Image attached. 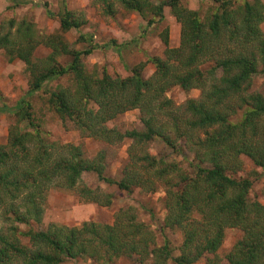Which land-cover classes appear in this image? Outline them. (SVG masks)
Here are the masks:
<instances>
[{
    "label": "trees",
    "instance_id": "trees-1",
    "mask_svg": "<svg viewBox=\"0 0 264 264\" xmlns=\"http://www.w3.org/2000/svg\"><path fill=\"white\" fill-rule=\"evenodd\" d=\"M186 1L93 0L105 17L114 18L124 10L139 14L148 26L163 21L165 8L170 7L181 24L178 48L170 47L166 36L165 57L135 65L124 78L90 70L87 59L96 49L91 38H79L87 44L83 50L67 42L68 33L88 24L86 16L68 9V0H62L57 32L44 37L35 23L23 20L0 35V50L10 62L21 61L28 76L26 96L15 108L6 104L0 108V112L14 111L16 118L7 144L0 145V219L9 222L7 229L0 228V264H64L73 259L110 263L135 254L143 264L148 247L142 248L136 236L143 235L145 225L138 222L132 207L120 210L113 225L87 222L80 227L51 224L44 228L43 206L53 187L78 190L87 203L111 206L112 194L83 181L88 174H96L99 184L124 192H156L159 182L165 185L166 225L181 231L184 243L175 258L168 241L153 248L161 259L157 264L171 260L196 264L206 255H215L207 258V264H220L216 254L226 228L245 234L228 254V264H264V209L248 198L252 182L236 178L240 167L235 168L246 157L264 169V96L249 94L259 67L264 66L260 29L264 5L261 0H212L216 9L202 17ZM9 2L11 8L26 3ZM44 7L54 18L48 4ZM40 47L50 52L37 56ZM148 63L155 67L150 78L144 75ZM63 81L71 85L59 86ZM55 82H59L56 87ZM175 87L199 90L201 97L177 107L167 96ZM36 96L46 101L65 127L82 137L108 145L128 141V162L121 178L105 175V151L88 161L82 146L52 141L37 123L32 102ZM133 110L143 113L142 130L124 132L109 126ZM155 142L171 154L157 157L141 152ZM186 147L194 158L183 168L172 156L187 158ZM16 232L29 238L33 249L22 246Z\"/></svg>",
    "mask_w": 264,
    "mask_h": 264
},
{
    "label": "rangeland",
    "instance_id": "rangeland-1",
    "mask_svg": "<svg viewBox=\"0 0 264 264\" xmlns=\"http://www.w3.org/2000/svg\"><path fill=\"white\" fill-rule=\"evenodd\" d=\"M19 1L26 3L20 7L11 8L14 5L9 0H0V35L14 30L18 23L23 22V20L35 23L36 29L44 37L58 31L60 27L58 14L62 9V0ZM233 1L240 3L238 0ZM261 1L264 5V0ZM45 4H48V9L55 14L54 18L49 17L47 14ZM185 4L190 9L200 11L202 17L212 14V11L217 7L212 0H187ZM67 5L69 10L86 16L88 20V24L80 31L68 33L66 40L73 47L83 50L87 47V44L80 42L79 38L86 36L92 39V45L96 46V49L87 59L91 71L97 70L100 73L106 71L112 77L124 78L130 75V69L135 65L146 63L151 57L164 58L166 50L164 39L166 36H168L170 47L178 48L181 44V24L173 16L170 7L165 8L163 21L148 26L147 21L139 14L127 13L124 10H120L114 18L105 17L100 7L93 3V0H68ZM260 29L264 35V22L260 25ZM115 44L122 45L121 49H118ZM49 52V50L40 47L36 55H47ZM259 70L261 71L254 77L252 87L249 90L250 95L262 94L264 96V66L261 65ZM154 72V65L151 63L146 64L145 77L150 78ZM58 84L59 82L53 83L54 87ZM61 85L66 88L71 83L63 81L62 84H59V86ZM27 91L28 76L25 65L19 60L10 62L6 53L0 50V96L4 102H0V108L4 104L15 108L16 104L26 96ZM167 96L174 101L177 107H180L190 99H199L201 91L186 92L180 87H175L168 92ZM32 102L37 123L52 141L82 146L84 158L88 161L98 159L99 152L105 151L107 153L105 175L115 180L121 178L122 170L128 162V148L130 146L128 141L108 145L93 138L82 137L74 129L65 127L44 99L36 96L32 99ZM12 112L14 113V111ZM13 113L0 112V145L8 142L10 130L16 122ZM141 118H143V113L140 110H133L119 116L110 122L109 126L124 132L135 129L142 130ZM240 118L241 114L237 119L240 120ZM185 149L187 158L183 155H173L172 159L180 163L183 168H188L194 155L187 147ZM142 151L157 157L171 154L170 150L164 149L160 142L145 145L141 149ZM239 167L240 170L237 172L236 178L248 179L252 182L248 198L252 202L261 204L264 209V169L256 166L246 157L242 158L241 165L235 167L236 170ZM191 170L188 169V171ZM83 181L90 183L91 186L94 184L97 185L96 187L100 186L104 192L112 194L111 206L104 207L87 203L79 196L78 190L73 192L53 187L48 190V202L45 203V207L43 206L44 228L51 224L80 227L87 222L113 225L115 216L120 210H127L132 207L135 209L138 222L145 225L143 235L136 236L142 248L148 247L149 255L143 254L145 256L143 264H157L161 259H157L152 249L164 246L166 241L170 243L174 258L181 253V247L184 243L182 232L175 231L166 225L168 214L166 207L167 188L163 183L159 182L156 192L147 189L124 192L118 191L116 186H107L105 182L99 184L96 174L86 175ZM262 214L264 216V210ZM8 226L9 222L6 219H0V228L5 230ZM33 227L35 230L40 229L36 225ZM20 230H27V228L20 226ZM7 232L6 234H8ZM15 236L20 239L22 246L33 249L29 238L22 237L18 232L15 233ZM244 236V232L238 228L225 229L224 243L216 254L219 257L220 264H228V254ZM9 241L17 245L13 238L10 237ZM214 257L215 255H206L196 264H207V260ZM140 262L142 263L140 257L135 254L114 259L110 263L95 262L90 259H73L64 264H141ZM167 264L175 263L171 260Z\"/></svg>",
    "mask_w": 264,
    "mask_h": 264
}]
</instances>
